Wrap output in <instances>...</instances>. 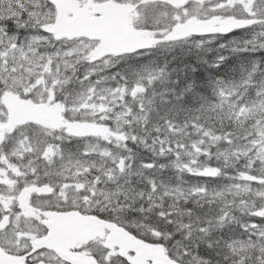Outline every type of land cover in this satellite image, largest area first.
<instances>
[{"label":"snow or ice","instance_id":"1","mask_svg":"<svg viewBox=\"0 0 264 264\" xmlns=\"http://www.w3.org/2000/svg\"><path fill=\"white\" fill-rule=\"evenodd\" d=\"M0 264H264V0H0Z\"/></svg>","mask_w":264,"mask_h":264}]
</instances>
